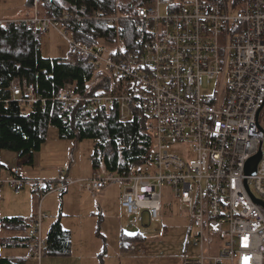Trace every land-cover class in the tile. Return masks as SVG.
Listing matches in <instances>:
<instances>
[{
  "label": "built area",
  "instance_id": "1",
  "mask_svg": "<svg viewBox=\"0 0 264 264\" xmlns=\"http://www.w3.org/2000/svg\"><path fill=\"white\" fill-rule=\"evenodd\" d=\"M144 1L132 11L81 7L45 16L34 0L30 16L12 20L34 32L56 30L68 43L60 63L87 61L109 78L108 87L93 94L78 95L71 84L60 88L54 99L62 109L82 101L91 109L117 107L121 120L138 111L152 122L147 170L75 180L63 169L57 178L43 179L14 166L0 177V183L15 191L28 187L39 199L26 230L31 258L40 264L47 255L42 225L48 215L41 209L47 194L81 182L96 197L118 181L124 233L161 219L167 186L185 204L195 230L199 254L182 264H264V0H223L218 12L202 0ZM64 21L124 28L131 48L124 51L116 36L113 42H80ZM9 89L27 106L42 100L30 83L13 79ZM259 150L255 174H246V162ZM213 235L222 240L217 247L206 242Z\"/></svg>",
  "mask_w": 264,
  "mask_h": 264
},
{
  "label": "trees",
  "instance_id": "2",
  "mask_svg": "<svg viewBox=\"0 0 264 264\" xmlns=\"http://www.w3.org/2000/svg\"><path fill=\"white\" fill-rule=\"evenodd\" d=\"M33 1L25 0L28 9L25 17L31 15ZM202 1L215 12L221 10L223 0ZM144 2L37 0V11L40 15L59 16L65 11L83 7L86 12L102 10L112 14L132 11ZM62 24L80 42L95 45L101 37L113 42L116 36L124 51L131 48L126 45L124 28L116 31L100 21L79 24L64 21ZM44 35L40 31L27 29L23 22L0 20V149L16 152L20 158L31 162L32 154L39 151L47 140L48 129L54 127L61 140L93 141L90 163L94 174L116 175L149 169L153 149L152 122L149 117L134 111L130 118L121 120L117 107L109 111L91 109L82 101L62 109L54 99L60 88L71 84L78 95L93 94L106 89L109 78L103 70L87 61H80L75 65L60 63L67 54L64 57L43 56ZM13 79H17L20 85L24 82L32 84L35 96L42 100L31 103L25 110V104L12 99L9 87ZM2 225H14L26 231L29 221L19 217L3 218ZM141 238L139 233H122L121 244L126 249L130 243ZM10 240L26 247L29 239L27 236L17 235ZM45 243L47 255L68 256L71 253V234L62 227L59 218L50 224ZM0 264H26V260L20 257L0 258Z\"/></svg>",
  "mask_w": 264,
  "mask_h": 264
},
{
  "label": "rangeland",
  "instance_id": "3",
  "mask_svg": "<svg viewBox=\"0 0 264 264\" xmlns=\"http://www.w3.org/2000/svg\"><path fill=\"white\" fill-rule=\"evenodd\" d=\"M27 11L25 0H0V20L17 18ZM67 50L68 43L56 30L51 28L45 33L42 38L43 56L64 57ZM24 109H27V105H24ZM54 134H57L56 129L50 127V139L39 159L51 162L65 172L70 170L68 177L71 179L77 178L76 176L89 177L93 141L73 139L55 142L52 141ZM49 149L51 153L48 152ZM57 175L59 176V173ZM1 185L10 187L6 182ZM27 188L18 192L28 190ZM122 189V182L111 181L96 197L91 198L83 183L76 182L69 185L67 190L47 194L41 202V209L48 215L43 221L42 235L46 236L49 225L58 213H61L64 226L71 230L72 246L68 256L45 255L40 264H182L186 257L198 256L193 243L195 230L191 226L186 206L173 198L167 186L164 188V211L161 219L150 223L147 228L140 229L138 233L142 237L141 240L130 243L121 251L119 233L123 229L124 215L119 205V193ZM49 206L51 211L47 209ZM127 234L134 235L136 232ZM10 235L8 231H0V237ZM206 242L212 247H217L222 240L213 235L207 238ZM6 254H9V251L0 250V256H7ZM28 264L36 262L31 260Z\"/></svg>",
  "mask_w": 264,
  "mask_h": 264
},
{
  "label": "crops",
  "instance_id": "4",
  "mask_svg": "<svg viewBox=\"0 0 264 264\" xmlns=\"http://www.w3.org/2000/svg\"><path fill=\"white\" fill-rule=\"evenodd\" d=\"M27 13L28 11L17 18L16 17L6 18L2 20L12 21L16 19H22L25 16H27ZM53 138L54 139L52 141H55V142H60L61 140L58 138L57 134L56 135L54 134ZM48 139H50V137H48L47 140L43 143L39 151L34 152L32 154L31 162H28L26 158H20L18 156V153L16 152L0 149V177L5 178L8 175L9 169H11L14 166H19L25 172V174L29 177H39L43 179H55L58 176L57 174L59 173L60 167L55 166V164L51 162H48V161L45 162L39 159L40 154L46 148L44 146H47ZM48 152L51 153L50 149ZM69 171L70 170H67L66 172L64 171L65 175L68 176ZM91 174H92V171H91ZM76 177L77 178H75V180L82 179V178H78L79 176H76ZM67 189L68 187L64 190H67ZM121 193L122 191L120 190L119 205H120ZM91 198H94V197H91ZM38 208H39V199L37 196H35L31 192L30 189L24 190L22 192L21 191L18 192V191H13L10 187L1 185L0 183V231L1 232L8 231L11 234L10 236H7V237H0V250L9 251V254H6L7 256H0V258L20 257L26 260V264H28L29 261L34 260L33 258H31V251L27 247L16 245L12 243L10 240L12 237L17 236V235L27 236L26 231L14 225L3 226L2 219L19 217L20 219L29 220L30 217H32L37 212ZM47 209L51 211V206H49V208ZM58 218L60 219V222L62 223L61 225H63L62 227H64V229L68 230L71 233L70 228H67L66 226H64L65 224H64L63 214L61 215V213H58V215L56 216V219ZM124 221H125V218H124ZM122 233H124L123 229H121V232L119 233V245H120L119 247L121 251L125 249L121 244V234Z\"/></svg>",
  "mask_w": 264,
  "mask_h": 264
},
{
  "label": "water",
  "instance_id": "5",
  "mask_svg": "<svg viewBox=\"0 0 264 264\" xmlns=\"http://www.w3.org/2000/svg\"><path fill=\"white\" fill-rule=\"evenodd\" d=\"M260 158H261V152L259 150L256 154H254L253 156H251L248 159V161L246 162V165H245V173L246 174H255L256 167H257V164H258ZM245 186L248 189V183L247 182L245 183ZM259 202L264 205L263 201H259Z\"/></svg>",
  "mask_w": 264,
  "mask_h": 264
}]
</instances>
